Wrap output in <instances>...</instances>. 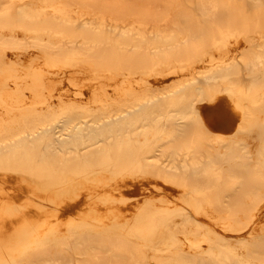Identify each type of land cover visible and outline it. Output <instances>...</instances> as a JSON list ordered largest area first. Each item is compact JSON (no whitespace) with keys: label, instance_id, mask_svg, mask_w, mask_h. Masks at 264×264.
Returning <instances> with one entry per match:
<instances>
[{"label":"bare ground","instance_id":"bare-ground-1","mask_svg":"<svg viewBox=\"0 0 264 264\" xmlns=\"http://www.w3.org/2000/svg\"><path fill=\"white\" fill-rule=\"evenodd\" d=\"M114 1L0 0L4 17L47 16L64 27L36 32L30 45L40 53L28 66L0 64V231L35 226V213L65 215L69 199L75 214L100 210L78 197L120 191L130 166L138 178L183 186L195 216L165 206L146 213L147 198L131 209L103 203L115 214L133 210L111 228L130 219L139 230L178 226L148 237L171 250L165 264H179L180 241L192 253L223 247L234 264L264 261V0H241L236 12L211 4L204 21L164 27L167 11ZM244 28L253 35L244 38ZM0 43L24 45L2 20ZM216 101L222 116L213 122Z\"/></svg>","mask_w":264,"mask_h":264},{"label":"rangeland","instance_id":"rangeland-1","mask_svg":"<svg viewBox=\"0 0 264 264\" xmlns=\"http://www.w3.org/2000/svg\"><path fill=\"white\" fill-rule=\"evenodd\" d=\"M121 1L122 0H115L114 3H118L117 5H119ZM126 1L125 2L128 4L136 6L137 9L140 7L153 14H162L163 11H167L168 20H166V23H164L163 20L158 22L162 24L159 26L163 27L169 24L172 25L174 21L183 19L191 20L192 22L204 21L205 17L201 14V11L206 10L211 4L222 12H236L243 7L241 0ZM258 4L263 6L264 2ZM245 5L246 9L244 10L248 12L251 6L248 2H245ZM12 15L13 14H9L7 17H4L0 14V20L18 33L24 45L16 49L6 47L7 44L5 43H0V64H9L10 61L15 60L19 67L28 66V61L35 58L36 55L40 53L39 50H35L37 47L30 45L31 42H34L33 37L38 35L36 32L42 28H64L49 21L47 16H41L31 21L24 18L13 17ZM245 19L250 20L252 18L247 17ZM32 27H34L35 30H32ZM64 30L67 31V34L78 33L76 30ZM216 35L217 33L214 31L213 35L209 38ZM250 35H253V32L244 28L242 36L246 38L245 36L248 37ZM211 42L212 41L209 40V43ZM14 50L21 51V54L19 53L20 55L15 56L12 53ZM262 65L264 69V62ZM221 105L222 103H218L217 101L213 104L211 116L213 122L219 120L220 116H222L219 115L220 112L217 113L218 110L220 111ZM223 109L225 111H222V113H225L229 108ZM229 115L230 114L227 116L229 117ZM137 174L140 175L136 169H131L130 166H124L123 176L125 178L121 181H125L126 185H121L120 191L110 192L109 190L110 195H103L102 189L92 188L89 189L91 195H82L78 197L80 202L89 203V201H91L99 206V209L102 211L96 208L89 210V204L85 212L75 214L70 212L71 210H67L72 203H75L69 199L67 203H65V206H68L65 215L63 214L64 212L56 215L50 213L40 215L35 213L33 216H36L38 219V223H36L35 226L30 227L22 224L16 226L14 229L10 228L8 231L1 230L0 264H20L21 260L24 258L36 261L37 264H89L87 263L89 259L96 260L97 264H165L171 261L172 256L170 257L169 255L171 250L153 246L150 244L148 237L152 238L154 233L158 231L161 233L160 235L169 234L171 231L173 232V230L177 229L178 226L176 227V225L171 226L168 224V226L164 228L156 226L153 228L145 227L144 230H139L137 225H135L136 223H131V219L124 225L119 226V228H111L110 226L109 221L124 218L130 211H119L115 214L114 212H107V210H104L103 206L109 205L117 207L118 209H131L138 202L142 201L141 203L144 204L143 201L145 198L150 200V203H148L149 205L146 207V209H148L145 211L146 213H153L155 206H165L173 208L178 207L181 208L180 214L187 213L189 216H195L194 210L190 207L189 200L182 198L181 195L178 194V190H184L183 186L180 184L163 183L160 179L158 180V178H138ZM263 179L264 178H261V180ZM186 195L197 198L196 194L191 195L185 193L184 196ZM53 198L54 197H52V201L44 200V198L41 201L48 202L52 205V203L58 199ZM17 200L18 199L15 201ZM103 203H105V205ZM262 209L261 216L264 215V207ZM132 211L133 210H131V213ZM180 214L176 217H183ZM165 217L174 218V216ZM96 221L105 223L106 226L100 228L94 224ZM128 223L130 225L129 228H127ZM141 235L144 236L142 237ZM245 235H247V229L237 236ZM11 236L15 237L12 238ZM172 246L178 248L176 258L179 264H194L192 261L195 262V264H204L205 260V264H234L231 257L222 251L223 247L212 245L211 248L204 251L192 253V249L188 248V246L181 241L172 244ZM204 248L205 247H200L199 250H203ZM49 252H52L53 256L48 257ZM194 254H198V256ZM202 255L205 257L203 258ZM248 264H264V261L252 258L248 261Z\"/></svg>","mask_w":264,"mask_h":264}]
</instances>
